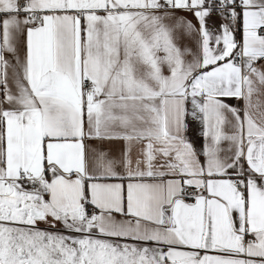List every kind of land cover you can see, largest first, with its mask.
I'll return each instance as SVG.
<instances>
[{
  "label": "snow or ice",
  "instance_id": "1",
  "mask_svg": "<svg viewBox=\"0 0 264 264\" xmlns=\"http://www.w3.org/2000/svg\"><path fill=\"white\" fill-rule=\"evenodd\" d=\"M0 264H264V0H0Z\"/></svg>",
  "mask_w": 264,
  "mask_h": 264
},
{
  "label": "crops",
  "instance_id": "2",
  "mask_svg": "<svg viewBox=\"0 0 264 264\" xmlns=\"http://www.w3.org/2000/svg\"><path fill=\"white\" fill-rule=\"evenodd\" d=\"M212 23L218 25L220 23V20L218 17H213V20L211 21ZM239 38V36H237ZM190 136L196 140L197 146H199V138H198V132L195 130V126L193 128V131L190 133ZM119 147V146H118Z\"/></svg>",
  "mask_w": 264,
  "mask_h": 264
}]
</instances>
